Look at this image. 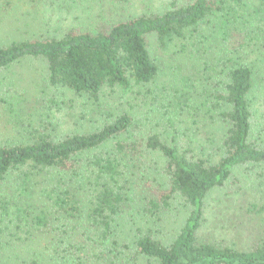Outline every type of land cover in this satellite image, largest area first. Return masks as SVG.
<instances>
[{"label":"trees","instance_id":"trees-1","mask_svg":"<svg viewBox=\"0 0 264 264\" xmlns=\"http://www.w3.org/2000/svg\"><path fill=\"white\" fill-rule=\"evenodd\" d=\"M248 1L183 0L173 2L162 13L121 18L130 0H110V9L99 12L85 28L0 46V69L41 58L47 64L51 86L99 105L104 89L129 91L154 83L159 64L148 50L149 37H154L158 52L175 59L187 54L199 31L215 20L220 22L221 40L233 51L244 50L248 46L245 31L238 30L236 22ZM254 90L253 69L236 64L210 98L212 108L222 110L219 117L226 128L216 160L213 155L199 156L194 148L170 145L156 133L140 134L142 126L128 113L101 109L98 113L108 122L94 132L56 139L40 129L28 142L0 145V251L29 244L36 230L47 226L45 215L32 218L27 200L31 204L37 201V208L43 202L53 212L77 218L81 205L68 182L81 178L79 190L86 193L87 212L76 225L84 230L82 236L93 231L97 245L108 244L107 253L115 254L109 264H122L118 254L129 250L151 264H264L263 205L249 201L246 205L245 216L256 227L251 235L254 242L246 249L238 242L217 238V231H210L214 235L203 232L206 197L226 185L234 168L264 164V124L259 125L253 108L256 99L263 104L264 99ZM167 122L176 135L172 121ZM112 141V153H103L100 148ZM145 153H158L164 159L165 183L147 190L146 204L135 213L133 205L139 202L123 193L129 181L125 159ZM177 198L188 206L189 213L171 243L136 226L142 212L161 220L159 215L172 208ZM123 237L129 239L122 244L126 251L117 253V240ZM101 257L102 252L96 256Z\"/></svg>","mask_w":264,"mask_h":264},{"label":"rangeland","instance_id":"rangeland-1","mask_svg":"<svg viewBox=\"0 0 264 264\" xmlns=\"http://www.w3.org/2000/svg\"><path fill=\"white\" fill-rule=\"evenodd\" d=\"M177 1L183 0H130L120 13L121 18L145 12L162 13ZM110 4V0H0V46L39 36H62L71 28H85L99 12H107ZM237 19L238 30L245 31L248 46L244 50L233 51L221 40L217 29L220 22L215 20L211 21L212 26L206 25L199 31L195 41L188 45L187 54L175 59L158 52L154 37H149L148 50L159 64L154 83L129 91L104 89L99 105L67 89L51 86L47 64L41 58L24 59L0 69V145L28 142L31 134L40 129L56 139L94 132L108 122L98 113L101 109L114 114L128 113L142 126L140 134L156 133L170 145L194 148L199 156L213 155L216 160L226 128L219 117L222 110L213 109L210 98L221 89L229 69L236 64L249 65L254 73L253 93L264 99V0L246 2ZM256 101L253 108L261 126L264 104ZM168 120L175 126L176 135ZM261 139L264 143V133ZM114 142L100 150L112 153ZM125 163L129 181L123 186L124 197L139 202L133 206L135 213L140 212L150 193L147 190L165 183L164 159L158 153H145L139 158H126ZM81 184V178L68 182L81 205L75 219L53 212L46 203L37 208V201L31 204L27 200L32 218L45 215L48 224L36 230L29 244L1 249L0 264H109L115 254L107 253L108 244L97 245L93 231L82 236L84 230L76 225L87 212L86 193L79 190ZM248 201L264 206V164L234 168L226 185L206 197L207 223L203 232L214 235L210 231H217V238L238 242L246 249L256 228L245 216ZM175 203L159 215L161 220L142 212V219L135 225L144 231L150 229L157 239L171 243L189 213L182 200L177 198ZM127 240H117V253L126 251L122 244ZM100 252L102 257L96 258ZM118 261L151 264L145 257H135L130 250L118 254Z\"/></svg>","mask_w":264,"mask_h":264}]
</instances>
